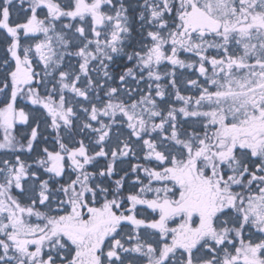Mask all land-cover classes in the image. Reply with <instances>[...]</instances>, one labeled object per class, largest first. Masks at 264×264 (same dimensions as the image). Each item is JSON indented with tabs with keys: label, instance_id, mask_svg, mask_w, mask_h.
Returning <instances> with one entry per match:
<instances>
[{
	"label": "snow or ice",
	"instance_id": "snow-or-ice-1",
	"mask_svg": "<svg viewBox=\"0 0 264 264\" xmlns=\"http://www.w3.org/2000/svg\"><path fill=\"white\" fill-rule=\"evenodd\" d=\"M0 0V264H264V0Z\"/></svg>",
	"mask_w": 264,
	"mask_h": 264
},
{
	"label": "flooded vegetation",
	"instance_id": "flooded-vegetation-1",
	"mask_svg": "<svg viewBox=\"0 0 264 264\" xmlns=\"http://www.w3.org/2000/svg\"><path fill=\"white\" fill-rule=\"evenodd\" d=\"M17 7H20L19 2H17ZM24 8L27 7V0H25V4L23 5Z\"/></svg>",
	"mask_w": 264,
	"mask_h": 264
},
{
	"label": "rangeland",
	"instance_id": "rangeland-1",
	"mask_svg": "<svg viewBox=\"0 0 264 264\" xmlns=\"http://www.w3.org/2000/svg\"><path fill=\"white\" fill-rule=\"evenodd\" d=\"M17 2H19V0H15V3L17 4Z\"/></svg>",
	"mask_w": 264,
	"mask_h": 264
}]
</instances>
